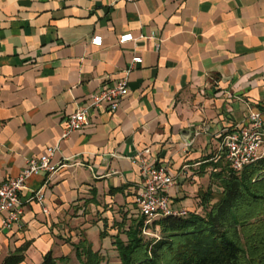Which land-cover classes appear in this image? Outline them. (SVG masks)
<instances>
[{
  "label": "crops",
  "instance_id": "crops-1",
  "mask_svg": "<svg viewBox=\"0 0 264 264\" xmlns=\"http://www.w3.org/2000/svg\"><path fill=\"white\" fill-rule=\"evenodd\" d=\"M127 34L136 41L121 45ZM124 79L119 111H91L62 141L68 118ZM253 111L264 112V0H0V181L56 145L57 161L68 160L27 182L20 226L0 218V264L25 246L22 264L49 253L82 264L81 242L115 252L142 218L141 152L175 177L174 208L202 213V194L220 192L214 176L227 167L223 137ZM41 191L48 213L34 199Z\"/></svg>",
  "mask_w": 264,
  "mask_h": 264
},
{
  "label": "trees",
  "instance_id": "trees-1",
  "mask_svg": "<svg viewBox=\"0 0 264 264\" xmlns=\"http://www.w3.org/2000/svg\"><path fill=\"white\" fill-rule=\"evenodd\" d=\"M214 178L220 194H202V213L162 218L148 228L144 218L132 220L124 231L127 241L118 236L114 242L121 264H264V158L240 174L227 165ZM145 229L160 236H146ZM27 249L4 264H22ZM75 251L82 264H109L86 242ZM42 264L62 261L49 253Z\"/></svg>",
  "mask_w": 264,
  "mask_h": 264
},
{
  "label": "built area",
  "instance_id": "built-area-1",
  "mask_svg": "<svg viewBox=\"0 0 264 264\" xmlns=\"http://www.w3.org/2000/svg\"><path fill=\"white\" fill-rule=\"evenodd\" d=\"M114 2L133 3L134 0H114ZM132 34L120 38V44L135 42ZM91 45L97 48L103 46V38L97 36L92 39ZM143 63L141 57L133 59V66ZM129 95L128 80L124 79L111 87L100 89L91 101L81 107L66 122L62 141L71 137L75 132L82 131L90 124L89 115L93 110L105 109L110 113H116L121 108L122 100ZM199 134H196L198 137ZM195 141L186 145L191 148ZM60 146L49 148L46 154L39 159H29L19 177L7 181H0V218L4 219V228L13 229L20 226L25 213V206L21 194L26 188L27 182L42 174L53 177L58 174L68 160L57 161ZM222 152L225 161L231 171L240 174L248 166L264 158V112L253 111L246 119L245 126L235 127L232 131H226L222 142ZM134 163L139 167L143 182L137 196V206L142 218L145 219V228L162 218L187 217L189 212L177 210L173 206L170 190L175 186V177L166 167L153 165L141 152L135 158ZM34 199L42 206L44 213H48V206L44 193L38 192ZM146 236H151V231H144Z\"/></svg>",
  "mask_w": 264,
  "mask_h": 264
},
{
  "label": "rangeland",
  "instance_id": "rangeland-1",
  "mask_svg": "<svg viewBox=\"0 0 264 264\" xmlns=\"http://www.w3.org/2000/svg\"><path fill=\"white\" fill-rule=\"evenodd\" d=\"M219 194H220V192L215 193L216 199L218 198ZM154 233L156 235H154L152 233L151 237H154V236L159 237L160 236L158 231H156ZM121 235L123 237V240L126 241V236L123 233H121ZM151 237H146V239H149ZM103 257L106 260V262H108L109 264H121L120 259H119V255L116 251L112 252V253L107 251L106 254H103Z\"/></svg>",
  "mask_w": 264,
  "mask_h": 264
},
{
  "label": "clouds",
  "instance_id": "clouds-1",
  "mask_svg": "<svg viewBox=\"0 0 264 264\" xmlns=\"http://www.w3.org/2000/svg\"><path fill=\"white\" fill-rule=\"evenodd\" d=\"M10 2H11V3H14V2H15V0H10ZM0 223H2V222H0Z\"/></svg>",
  "mask_w": 264,
  "mask_h": 264
}]
</instances>
